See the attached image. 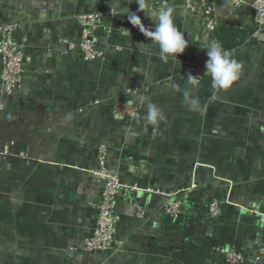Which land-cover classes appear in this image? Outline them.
<instances>
[{
  "label": "crops",
  "instance_id": "crops-1",
  "mask_svg": "<svg viewBox=\"0 0 264 264\" xmlns=\"http://www.w3.org/2000/svg\"><path fill=\"white\" fill-rule=\"evenodd\" d=\"M251 2L238 11L217 1L218 21L248 31L229 51L243 65L240 78L220 90L201 45L215 44L214 35L183 0L145 2L143 11L135 1L0 0V24H17L25 55L20 89L0 95V264H225L213 249L230 244L252 256L263 233L254 212L264 208V38L252 36ZM162 5L188 43L178 60L161 59L128 21L134 13L154 30ZM90 11L103 15L95 38L104 57L86 62L59 41L77 42L75 19ZM148 104L164 118L150 122ZM100 142L123 186L137 188L114 202L122 246L112 253L82 250L99 198L90 170ZM190 185L182 218L162 219L167 195ZM211 200L221 205L215 220L205 216Z\"/></svg>",
  "mask_w": 264,
  "mask_h": 264
},
{
  "label": "built area",
  "instance_id": "built-area-1",
  "mask_svg": "<svg viewBox=\"0 0 264 264\" xmlns=\"http://www.w3.org/2000/svg\"><path fill=\"white\" fill-rule=\"evenodd\" d=\"M116 3L136 0H113ZM161 0H145L148 4H157ZM218 0H183L182 8L190 16H200L204 28L208 33L215 34L218 16L216 5ZM230 5L236 10L243 9L242 0H228ZM251 22L254 25L252 36L256 37L264 33V0H252L248 7ZM115 11H110L108 15L113 16ZM103 15L99 12H86L76 17V23L80 29V37L77 42L61 39L59 42L66 45L69 50L75 51L86 62L98 61L104 57V53L97 48L96 32L102 26ZM16 23L0 24V95L8 97L19 90L22 84L24 51L16 39ZM191 72L195 69L191 68ZM133 94V92H132ZM0 153L7 154V150H0ZM110 150L106 142H100L93 153L94 166L90 170L92 175L100 181L99 198L94 204V221L92 233L82 241V250L96 253H112L120 250L122 242L116 239V227L119 223V216L113 211L116 199L126 192L129 187H124L120 175L111 167L109 163ZM195 187L190 185L183 189L175 190L171 195H167L162 203L160 215L162 219L176 223L184 212L181 195H188ZM123 190V191H122ZM137 190V188H129ZM137 219H145L146 211L133 204ZM221 205L216 200L208 202L205 216L209 220H215L220 215ZM263 223V233L261 244L256 251L246 255L242 250H238L234 244L217 245L214 253L223 260L225 264H243L250 261L252 264H264V208L254 212Z\"/></svg>",
  "mask_w": 264,
  "mask_h": 264
},
{
  "label": "clouds",
  "instance_id": "clouds-1",
  "mask_svg": "<svg viewBox=\"0 0 264 264\" xmlns=\"http://www.w3.org/2000/svg\"><path fill=\"white\" fill-rule=\"evenodd\" d=\"M138 10L143 11L146 7L145 0H136ZM156 17L155 29L149 30L144 27L138 15L130 13L129 23L138 28L147 38H150L160 49L161 59H177L188 46L184 34L180 32L173 23V9L170 6L162 5L159 11L152 12ZM203 49H207V61L205 64L206 74L210 76L214 88L228 90L240 78L243 65L231 53L225 50L222 45L211 42H201ZM193 80L196 78L191 77ZM190 103L195 106L198 100L192 99ZM130 106L126 103L125 107ZM147 115L150 122L162 120L163 113L154 104H148ZM115 119H121L119 110L113 112Z\"/></svg>",
  "mask_w": 264,
  "mask_h": 264
},
{
  "label": "trees",
  "instance_id": "trees-1",
  "mask_svg": "<svg viewBox=\"0 0 264 264\" xmlns=\"http://www.w3.org/2000/svg\"><path fill=\"white\" fill-rule=\"evenodd\" d=\"M247 34L248 31L244 28L231 27L225 21H218L214 34V42L222 45L225 50L230 51L241 46Z\"/></svg>",
  "mask_w": 264,
  "mask_h": 264
},
{
  "label": "water",
  "instance_id": "water-1",
  "mask_svg": "<svg viewBox=\"0 0 264 264\" xmlns=\"http://www.w3.org/2000/svg\"><path fill=\"white\" fill-rule=\"evenodd\" d=\"M258 36H259V39L261 40L262 38H264V33H260Z\"/></svg>",
  "mask_w": 264,
  "mask_h": 264
}]
</instances>
